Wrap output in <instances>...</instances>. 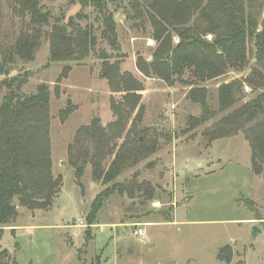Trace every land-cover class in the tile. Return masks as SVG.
I'll return each instance as SVG.
<instances>
[{
    "label": "rangeland",
    "instance_id": "rangeland-1",
    "mask_svg": "<svg viewBox=\"0 0 264 264\" xmlns=\"http://www.w3.org/2000/svg\"><path fill=\"white\" fill-rule=\"evenodd\" d=\"M1 2L0 39L9 45L26 29V22L12 10L10 0ZM44 2L57 17L69 18L81 9L66 0ZM93 11L84 10L90 16ZM115 18L121 72L132 73L145 87L140 137L148 146H157L155 153L126 168L115 182H149L155 188V199H131L116 193L90 217L93 201L112 184L95 183L91 165L79 177L70 164L69 148L79 130L94 119L106 129L117 120L112 98L121 102L122 97L111 92L100 56L101 50L109 56L114 50L102 42L82 62L52 63L50 40L44 36L33 61L19 63L8 76H0V104L7 93L2 85L5 79L28 74L25 94L35 93L42 84L49 87L52 172L55 178L62 177V185L50 209L18 208L17 220L4 228L2 250L20 264H227L218 254L231 245V264H264V178L252 171L249 142L243 133L213 143L203 134L225 115L218 112V86L249 75L255 61L243 73L230 72L207 85L216 115L191 129L190 118L199 117L202 110L187 98L189 88L179 83L169 87L137 69L138 57L151 60L157 47L149 26L135 29L123 10ZM174 42L178 44L179 39L175 37ZM65 67L70 69L63 77ZM245 92L246 102L253 95L248 88ZM247 199L255 209L246 204ZM169 212L173 222H166ZM255 228L261 233L256 234ZM137 229H143L147 239L136 236Z\"/></svg>",
    "mask_w": 264,
    "mask_h": 264
},
{
    "label": "trees",
    "instance_id": "trees-1",
    "mask_svg": "<svg viewBox=\"0 0 264 264\" xmlns=\"http://www.w3.org/2000/svg\"><path fill=\"white\" fill-rule=\"evenodd\" d=\"M44 1L10 0L12 10L26 22V29L9 45L0 39V76H8L19 63L33 61L44 36L50 40L52 63L82 62L96 53L102 42L114 50L119 45L115 16L123 10L135 29L145 30L148 25L149 36L157 44L151 60L138 57L139 72L169 87L179 83L189 88L187 98L200 106L201 115L190 118L191 129L216 115L207 85L230 72L243 73L255 61L249 75L218 86V112L225 115L203 134L213 143L243 133L252 151V171L264 178V0H66L70 6L81 7L69 18L55 16ZM87 8L94 10L91 16L84 12ZM100 56L111 92L122 97L121 102L112 98L117 120L106 129L94 119L79 130L69 148L70 164L79 177L91 165L95 183L112 184L93 201L90 217H95L116 193L131 199H155V188L149 182H115L126 168L155 153L157 146H148L140 137L143 82L130 72H121L120 54L109 56L101 50ZM69 69L64 68L63 77ZM28 81V74H24L2 82L7 93L0 104V264H20L11 261L1 245L4 228L17 220L18 208L50 209L62 185V177L55 178L52 172L51 93L42 84L35 93L25 94ZM245 88L253 95L246 102ZM245 201L255 209L253 201ZM170 213L165 214L166 222H173Z\"/></svg>",
    "mask_w": 264,
    "mask_h": 264
},
{
    "label": "water",
    "instance_id": "water-1",
    "mask_svg": "<svg viewBox=\"0 0 264 264\" xmlns=\"http://www.w3.org/2000/svg\"><path fill=\"white\" fill-rule=\"evenodd\" d=\"M122 49L120 47H117L114 49V53L115 54H121ZM70 103V102H69ZM254 232L257 233H261L260 230H258L257 228H255ZM218 259L220 261H224L227 264H231L233 262L234 259V249L231 245H226L223 248L220 249L219 254H218Z\"/></svg>",
    "mask_w": 264,
    "mask_h": 264
},
{
    "label": "built area",
    "instance_id": "built-area-1",
    "mask_svg": "<svg viewBox=\"0 0 264 264\" xmlns=\"http://www.w3.org/2000/svg\"><path fill=\"white\" fill-rule=\"evenodd\" d=\"M134 234L138 237H140L142 240L147 239L146 232L143 229H137L135 230Z\"/></svg>",
    "mask_w": 264,
    "mask_h": 264
}]
</instances>
